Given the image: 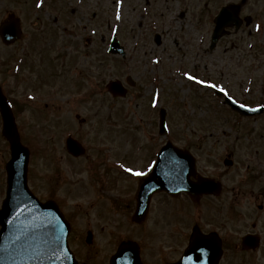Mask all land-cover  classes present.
Returning a JSON list of instances; mask_svg holds the SVG:
<instances>
[{
    "label": "rangeland",
    "instance_id": "rangeland-1",
    "mask_svg": "<svg viewBox=\"0 0 264 264\" xmlns=\"http://www.w3.org/2000/svg\"><path fill=\"white\" fill-rule=\"evenodd\" d=\"M115 1L45 0L37 8V0H0V22L7 12H15L22 20L21 40L7 46L0 38V82L18 104L20 138L31 150V189L42 199L52 197L59 202L70 220L69 238L78 256L105 264L106 251L116 245V239L107 245V237L120 238L122 230L128 235L130 224L120 227L123 220L133 222L137 183L123 173L121 163L143 168L170 139L191 148L202 172L223 181L226 196L221 201L226 197L227 230L236 231L238 237L248 231L264 232V211L258 208L264 203V117L243 118L215 94L216 88H223L237 101L264 102V0H246L239 15L251 16L252 22H244L238 29L227 26L214 49L209 48L213 18L202 12L205 0H150L149 5L146 0H120L122 6ZM242 1L208 0L207 7H216L214 16L220 6ZM113 28H119L125 58L108 53ZM157 32L162 34L160 44L154 40ZM22 55H35L26 58L35 69L46 66L48 80L25 77L29 70L11 78L12 60ZM157 56L160 63L156 64L153 57ZM148 64L152 68L162 65L156 84L150 81ZM188 74L206 81L205 85L192 83ZM128 75L135 86L126 83ZM115 79L128 87L126 96L108 93L107 83ZM156 86L160 101L152 111L149 104ZM161 105L168 109L170 131L166 137L157 132ZM239 119H243L241 125ZM69 134L87 145L89 157L77 158L67 151ZM138 144H142V153L136 151ZM227 155L234 160L231 167L224 164ZM9 158V142L1 133L0 205ZM110 161L112 166L118 163V169H111L119 181L110 188L101 184L100 191L96 185L104 178L100 169ZM95 169L102 179H93ZM105 182L111 184L109 179ZM113 197L132 205L113 208ZM235 198L240 207L234 205ZM155 200L154 205L164 197ZM183 200L176 201L184 204ZM210 203L213 201L206 198L193 207V220L201 221L198 214L206 211L207 221H221L222 211L210 210ZM182 212L179 204H161L147 219L148 242L157 247L163 227L172 231L178 221H188L189 215ZM88 228L95 231L91 247L85 241ZM141 232L139 227L136 233L140 236ZM258 262L264 264V241Z\"/></svg>",
    "mask_w": 264,
    "mask_h": 264
},
{
    "label": "water",
    "instance_id": "water-1",
    "mask_svg": "<svg viewBox=\"0 0 264 264\" xmlns=\"http://www.w3.org/2000/svg\"><path fill=\"white\" fill-rule=\"evenodd\" d=\"M238 10L237 5H229L222 11L223 16H228L230 20L224 25L237 24L239 26L241 24V20L237 18ZM1 34L4 40L14 41L19 36L15 20L11 19L9 23H5L1 28ZM219 35L220 33L215 34L214 42ZM110 90L115 95L126 94V90L118 82L111 83ZM228 102L243 114H255L264 109H246L230 99ZM0 109L4 117V134L10 140L12 151V158L7 164L8 196L4 201L3 209L0 210L2 225L0 264H78L69 250L67 237L70 226L64 214L54 201L41 202L28 188L29 150L19 141L13 115L1 91ZM164 113L162 111L161 115ZM67 148L76 156L85 151L82 145L73 138L67 139ZM225 163L230 165L232 161L226 160ZM192 175H195V158L190 152L175 148L171 144L163 147L153 172L141 184L138 194L139 212L145 209L154 191L166 190L176 194L185 190L195 200L203 194H218L221 191L220 183H214L213 180L204 177H200L195 182L190 178ZM142 217L138 216L136 219L140 220ZM91 235L89 233L87 238L89 243ZM254 239L246 237L243 242L244 246L255 247L257 242ZM197 240L195 238L194 244ZM208 240L209 245L217 247L215 246L218 241L216 237H209ZM125 251L123 246L113 257L112 264H128L123 256ZM214 253L219 255L218 250H214Z\"/></svg>",
    "mask_w": 264,
    "mask_h": 264
},
{
    "label": "flooded vegetation",
    "instance_id": "flooded-vegetation-1",
    "mask_svg": "<svg viewBox=\"0 0 264 264\" xmlns=\"http://www.w3.org/2000/svg\"><path fill=\"white\" fill-rule=\"evenodd\" d=\"M208 5V4H207ZM211 11L208 10V13ZM0 127H1V119H0ZM103 176L108 177L110 181L116 182L118 179L114 176L112 173V169L108 166H105L103 169ZM110 171V172H109ZM159 195H164L168 197V195L165 193H156L153 196L152 204H151V210L152 206L156 209L154 211H158L160 205L169 206L164 197V200H160L157 202V204L154 205L156 202L155 198H157ZM131 198V196H130ZM135 199V198H134ZM126 200H122V203H125ZM135 203V201H134ZM113 204L115 206L124 207L121 203H119L118 200L113 201ZM132 205L131 203H127V207H130ZM150 210V213L152 212ZM212 221L204 220L201 223H199V231L203 235L209 234L214 227H217L221 229L222 233V245H223V254L222 258L220 260L219 264H247L246 262H243L242 259L238 258V254L235 253L231 249V243H232V237L228 236L226 237V216L223 221L215 222L213 225L209 224ZM133 227L131 228L130 233L127 235L125 234L122 237V240L129 241L131 239H137L139 247L142 251V258H143V264H177L179 260L181 259L184 251L190 246V240L192 236V232L194 229L195 222L191 221H178L176 227L172 231H168L165 227L162 228L163 232V239L161 242L157 245V247L152 246L148 242V234L150 231H147L145 229V226L147 224V221L145 224L137 225L136 223L132 222ZM141 227L142 232L140 236L137 235L136 230ZM108 242H111L113 239H116V242L119 240V237H107ZM118 239V240H117ZM110 245V244H108ZM112 249V248H111ZM114 249H112L113 253ZM227 251L229 252V255L226 258Z\"/></svg>",
    "mask_w": 264,
    "mask_h": 264
},
{
    "label": "snow or ice",
    "instance_id": "snow-or-ice-1",
    "mask_svg": "<svg viewBox=\"0 0 264 264\" xmlns=\"http://www.w3.org/2000/svg\"><path fill=\"white\" fill-rule=\"evenodd\" d=\"M41 2H42V0H41ZM39 6V5H38ZM120 18V16H119V12H117V19H119ZM189 79H191V80H197L198 78L196 77V76H189ZM200 84H204V83H206V81H204V80H199L198 81ZM211 87H213V88H215V87H217V85H215V84H212L211 85ZM221 91H224V89L223 88H221ZM127 171L129 172V173H132L134 170L132 169V168H128L127 169ZM145 173H143V172H141V171H135V175H137V176H142V175H144Z\"/></svg>",
    "mask_w": 264,
    "mask_h": 264
}]
</instances>
